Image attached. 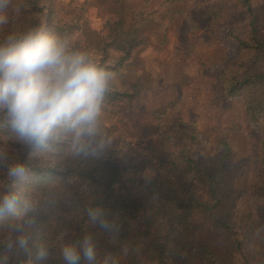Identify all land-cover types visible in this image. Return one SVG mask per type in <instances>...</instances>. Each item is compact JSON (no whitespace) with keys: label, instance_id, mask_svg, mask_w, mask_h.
Listing matches in <instances>:
<instances>
[{"label":"trees","instance_id":"obj_1","mask_svg":"<svg viewBox=\"0 0 264 264\" xmlns=\"http://www.w3.org/2000/svg\"><path fill=\"white\" fill-rule=\"evenodd\" d=\"M207 2L208 27L216 34L224 26L237 49L220 71L217 92L224 101H243L249 124L258 135L247 203L235 182L244 169L248 171V163L235 162L237 149L229 131L213 144L196 129L173 125L160 139L179 145V150L157 169L158 179L151 182L119 167L121 142H111L100 159L72 158L70 136L64 133L50 141L48 149L22 148L0 113V148L28 169L23 179L7 181L20 191L18 208L23 199H40L47 189L62 197L54 207L42 206L35 214L30 254L16 249L7 252L4 243L13 217L0 216V252L8 255L9 264L35 261L41 243L47 244L49 256L36 264H65L61 245L76 243L86 232L94 234L99 257L113 254L118 264H264V236L256 231L264 225V0ZM229 6L243 13L241 30L227 21ZM65 11L62 0H11L9 22L0 25V42L30 30L66 38L73 49L91 53L99 65L115 73L103 110L136 107L137 95L126 88L123 75L143 43L134 36L124 43L123 22H107L95 51L80 36L79 22L65 20ZM0 179L6 177L0 175ZM95 206L106 210L116 230L107 232L88 224L87 209Z\"/></svg>","mask_w":264,"mask_h":264},{"label":"rangeland","instance_id":"obj_2","mask_svg":"<svg viewBox=\"0 0 264 264\" xmlns=\"http://www.w3.org/2000/svg\"><path fill=\"white\" fill-rule=\"evenodd\" d=\"M64 18L79 22L80 36L98 51L107 22H123L122 39L143 43L127 65L123 82L136 93L130 110H103L102 126L111 142H121L118 161L132 176L155 182L158 168L179 150L160 139L173 125L196 129L217 144L230 132L237 164L248 163L235 182L243 203L255 176L258 135L252 130L242 100L224 101L217 92L220 71L237 49L220 26L208 27L207 0H62ZM227 21L242 29L243 13L227 7ZM176 142V141H170Z\"/></svg>","mask_w":264,"mask_h":264},{"label":"clouds","instance_id":"obj_3","mask_svg":"<svg viewBox=\"0 0 264 264\" xmlns=\"http://www.w3.org/2000/svg\"><path fill=\"white\" fill-rule=\"evenodd\" d=\"M11 0H0V25L9 22ZM19 12V8L16 9ZM115 73L99 65L91 53L73 49L66 38L42 30H30L22 36L10 34L0 42V113L7 118L15 141L22 148L48 149L59 134L70 136L69 155L74 158L100 159L111 147L103 130L102 114L106 93ZM28 169L20 159H11L0 148V216L11 214L4 247L30 254L29 238L39 208L54 207L62 198L47 189L40 199L31 197L21 202L20 191L8 180L23 179ZM89 225H99L107 232L116 230L101 206L87 209ZM264 236V225L257 228ZM63 239V234H61ZM65 264H118L113 254L99 257L92 232L76 243H63L60 248ZM47 244L37 247L36 264L48 259ZM0 264H9V257L0 252Z\"/></svg>","mask_w":264,"mask_h":264}]
</instances>
